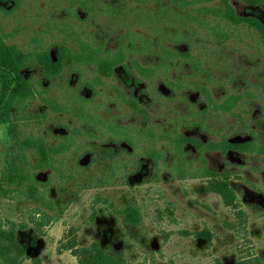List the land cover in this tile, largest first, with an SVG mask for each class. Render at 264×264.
<instances>
[{"label":"rangeland","instance_id":"rangeland-1","mask_svg":"<svg viewBox=\"0 0 264 264\" xmlns=\"http://www.w3.org/2000/svg\"><path fill=\"white\" fill-rule=\"evenodd\" d=\"M201 1L0 0V43L27 56L22 72L34 86L13 117L23 136H43L58 150L45 169L27 150L46 196L31 198L27 183L1 182L14 140L0 123V264H79L63 248L72 229L78 246L98 242L118 264H232L264 255V45L248 31L220 41ZM232 2L264 21L263 6ZM86 43L104 56L123 48L131 68L132 59L154 68L143 103L149 116L126 102L132 89L122 64L98 80L89 62L66 57L51 74L39 59L56 60L63 47L81 53ZM230 94L240 98L229 111L220 103ZM178 132L256 148L201 151L174 141ZM205 164L232 172L237 209L209 189Z\"/></svg>","mask_w":264,"mask_h":264},{"label":"trees","instance_id":"trees-1","mask_svg":"<svg viewBox=\"0 0 264 264\" xmlns=\"http://www.w3.org/2000/svg\"><path fill=\"white\" fill-rule=\"evenodd\" d=\"M204 1L205 3L200 5L199 13L202 14L203 12L212 16L211 22L212 20L215 22L214 25H212L213 32L217 35V38L220 39V41L239 34L240 32L248 31L252 34L258 35L259 40L264 45V21L259 16L238 13L232 0H202L201 3ZM241 1L251 5H261L264 7V0ZM202 19L206 20V17ZM203 20H201V23L205 24L206 21L204 22ZM82 48L83 50L81 53H73L69 47H63V49L58 52V58L56 60H53L47 53H45L44 59H39L45 70L51 74H58L62 70L66 57L75 58L77 61L83 63L89 62L96 65V77L98 80H101L103 76L113 78L115 76L116 66L122 64V76L124 78L123 85L132 89V95L126 99V102L131 106L132 110L139 112L142 115L149 116V110L143 103L146 102L145 100L150 96L147 88L149 83L146 77L154 71V68L152 66H144L136 59H132L133 63L131 68L122 60L124 57L123 48L118 49L117 55L114 54L109 56H104L102 54V49L94 47L88 43ZM168 54L176 56L181 53H179L178 50H168ZM26 59L27 56L21 53L20 50L8 46L3 42L0 43V123L9 124L10 132L13 133L14 140L8 148L7 168L2 173L1 182L11 184H16V182L19 184L27 183L29 186L27 195L31 196V198L42 201L45 200L46 196L42 193V190L40 189L41 187L38 186L39 179L36 178L35 172L29 169L27 150L35 151L38 156V169L49 167L50 157H52L53 153L58 150H56L54 145L46 141L43 136H23L22 131L18 126L19 123L13 117L15 109L17 110L34 94V86L22 72ZM175 84V81L172 79L165 83V85L172 90L175 88ZM139 87L141 89L138 92L137 88ZM204 87L206 88L202 87V92L207 96H210L207 86ZM143 93L146 94L145 97L143 96ZM151 98L153 99L152 96ZM239 98L240 96L238 94H230L222 103H220V106L225 110L230 111L238 103ZM171 138H174V141L180 142V144L184 142H192L201 151L221 150L225 153L228 150L247 151L256 148V144L253 141L231 140L226 135H222L217 139H208L204 141L195 136L178 132L175 137ZM260 148L264 149V146L261 145ZM21 160L23 161L22 166L20 164ZM203 171L204 174L209 177V189L218 193L223 198L226 205L237 209L239 207L237 195L230 184L232 172L228 170L221 171L211 169L206 164L204 165ZM5 191L11 192L9 189H5ZM37 193H39L40 197L36 195ZM45 204L52 207V203L48 202ZM129 211L130 208L129 205H127L122 213L129 215ZM238 214L243 218L244 213L241 209H238ZM41 226V222L37 224L38 230H40ZM1 242H3V240H0V243ZM63 248L70 250L72 254L77 257L79 264H118L112 259V257L104 252L98 242H94L87 247L78 246L77 232L75 229L71 230L70 238L64 243ZM9 253L7 255L5 253L4 257V260L7 262H11L15 259V257L10 256ZM232 264H264V255L260 256L250 253Z\"/></svg>","mask_w":264,"mask_h":264}]
</instances>
